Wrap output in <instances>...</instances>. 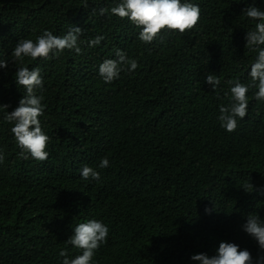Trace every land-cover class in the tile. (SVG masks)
<instances>
[{"label":"trees","instance_id":"1","mask_svg":"<svg viewBox=\"0 0 264 264\" xmlns=\"http://www.w3.org/2000/svg\"><path fill=\"white\" fill-rule=\"evenodd\" d=\"M187 2L200 7L197 27L163 31L146 44L128 19L99 14L119 0H88L87 8L84 0H0V59L8 61L0 67V105L8 111L25 94L15 80V45L45 30L58 36L72 27L83 30L82 54L66 49L50 60L25 59L44 79L37 95L46 105L40 117L50 137L46 161L19 156L13 125L0 110V264H62L64 249L75 258L82 250L66 241L92 219L110 229L93 264H198L193 255H216L222 241L258 255V242L243 230L248 214L264 219L258 89L249 88L247 116L237 117L235 131L221 127L218 117L231 101L229 81L251 84L257 53L246 48V36L254 23L243 9L254 4L264 10V0ZM97 36L104 39L90 47ZM117 50L139 67L105 83L99 66L118 59ZM210 73L221 81L215 90L206 82ZM105 144L119 168L107 176L99 170L98 181L76 173L72 184L65 178L63 191L68 166L99 165ZM129 176L126 184L120 181ZM246 182L253 192L242 188Z\"/></svg>","mask_w":264,"mask_h":264},{"label":"clouds","instance_id":"2","mask_svg":"<svg viewBox=\"0 0 264 264\" xmlns=\"http://www.w3.org/2000/svg\"><path fill=\"white\" fill-rule=\"evenodd\" d=\"M83 7H88V0H84ZM109 12L121 19H128L138 27L140 29L138 38L146 44H151L161 36L163 31H178L180 34L190 32L197 27L201 18L199 5L187 2V0L185 2L182 0H119V3L110 10L108 8L99 10L101 16ZM243 15L254 23V28L247 32L246 48L256 52L257 56L249 72L251 84L246 85L239 80L234 83L229 81L232 85L230 88L231 101L228 106H220L218 117L221 127L228 132L237 129V117L243 120L247 116L249 102L247 93L250 87L258 89L255 99L264 101V10L253 4L243 9ZM82 34L83 30L79 27H72L63 36L45 30L37 36L35 41L20 40L11 53L12 62L17 68L16 83L18 87L25 89V94L19 100V105L15 110L8 111L9 105H0V110H3L4 121L13 125L11 133L14 134L15 141L21 149L19 156L23 159H28L30 154L37 161H46L49 157L47 147L50 142V137L43 131L40 120L46 108V105L42 103L44 96L37 95L38 90H44V79L39 67L29 69L25 66V59L50 60L54 56L61 55L66 49L74 50L78 55L82 54L83 50L79 45V38ZM103 39V36H97L89 42V46L99 45ZM116 56L118 59H106L99 66V75L105 83H112L118 79L121 72H135L139 67L135 59H129L121 50L116 51ZM0 67L7 68L8 61L0 59ZM206 82L211 84L214 90L221 83L220 79L211 73L206 76ZM114 113L116 114L115 111ZM101 157L100 164L95 167L89 166L85 161L71 163L62 179L63 191L67 183H73L76 173L80 174L85 181L90 179L98 181L101 177L99 170L107 176L110 171L119 168L107 144L101 148ZM4 160V154L0 151V164ZM75 167L77 170L71 173ZM65 178H67V183L64 185ZM129 178L130 176L120 181L126 184ZM242 188L248 193L255 190L251 182L244 183ZM98 193H100V204L104 194L102 191ZM211 211L212 209H205L206 213L210 214ZM243 230L258 242L260 251L255 258L248 249L240 250L238 244L222 241L216 255L209 256L207 253H200L193 255L191 260L198 264H264V219L258 214H248ZM109 231V227L100 220L92 219L79 223L66 243L81 249L82 254L70 258L67 249L61 250L59 256L63 257L62 264H93L96 251L102 244L107 243Z\"/></svg>","mask_w":264,"mask_h":264}]
</instances>
